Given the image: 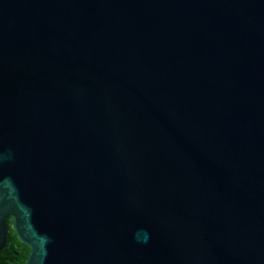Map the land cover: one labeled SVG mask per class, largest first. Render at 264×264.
<instances>
[{"label": "water", "instance_id": "water-1", "mask_svg": "<svg viewBox=\"0 0 264 264\" xmlns=\"http://www.w3.org/2000/svg\"><path fill=\"white\" fill-rule=\"evenodd\" d=\"M11 229L25 264H264V0H0Z\"/></svg>", "mask_w": 264, "mask_h": 264}, {"label": "trees", "instance_id": "trees-1", "mask_svg": "<svg viewBox=\"0 0 264 264\" xmlns=\"http://www.w3.org/2000/svg\"><path fill=\"white\" fill-rule=\"evenodd\" d=\"M12 221L8 222L11 227ZM30 253L29 247L21 244L15 232L11 229L7 239V246L0 254V264H25Z\"/></svg>", "mask_w": 264, "mask_h": 264}]
</instances>
